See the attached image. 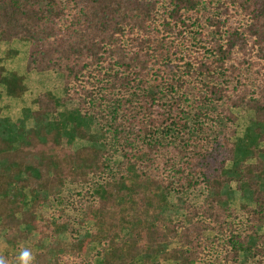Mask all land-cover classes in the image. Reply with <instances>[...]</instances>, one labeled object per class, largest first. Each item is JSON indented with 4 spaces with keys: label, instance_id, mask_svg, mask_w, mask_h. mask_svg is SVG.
Masks as SVG:
<instances>
[{
    "label": "trees",
    "instance_id": "trees-1",
    "mask_svg": "<svg viewBox=\"0 0 264 264\" xmlns=\"http://www.w3.org/2000/svg\"><path fill=\"white\" fill-rule=\"evenodd\" d=\"M13 39L65 96L0 116V242L38 236L35 264H264V0H0ZM24 80L0 64L5 93Z\"/></svg>",
    "mask_w": 264,
    "mask_h": 264
},
{
    "label": "rangeland",
    "instance_id": "rangeland-1",
    "mask_svg": "<svg viewBox=\"0 0 264 264\" xmlns=\"http://www.w3.org/2000/svg\"><path fill=\"white\" fill-rule=\"evenodd\" d=\"M29 41L13 39L12 41H0V57L2 61L0 64H3L5 71L9 72L15 70L17 74H22L25 76L24 83L28 87L25 93L20 97L10 96L4 91V85L0 83V91L3 92L2 97L0 98V116H11L14 119L20 118L23 115V109L29 107L31 109H36L37 104L34 101V97L43 91L50 90L59 97L65 96L63 76L57 70L50 71H27L26 70V60L28 56ZM78 100H66L65 105L70 108L77 105ZM64 106L60 107L62 110ZM234 111L238 115L236 122L237 134L241 135L248 124L249 120L253 117L254 113L251 110H248L244 107L235 108ZM113 118L111 117L110 120ZM118 121V118L116 119ZM103 124V123H102ZM104 125V124H103ZM107 128L109 127L106 125ZM112 133L108 132V140L112 142L113 137ZM110 137V138H109ZM84 143H88L86 140L78 138L75 141V145L79 146ZM114 144V143H112ZM117 145V144H116ZM235 183H233V186ZM87 190L86 186L69 183L66 186L64 193L66 194L64 203L65 213L67 218L70 219V222L77 227V229L84 230V224L80 223V218L82 217V211L78 209L77 201H81L84 195H87L85 191ZM177 195L183 196L186 201L193 203H200L204 196L205 191L202 187L187 189L184 193H175L172 192L170 198L173 201H176ZM239 196V193H237ZM73 203V204H72ZM57 204V206H56ZM69 205V206H68ZM58 203H55V206L48 209L50 214L51 212L57 214ZM62 207V206H61ZM68 208V210H67ZM88 225V224H87ZM38 236H33L31 240L22 242L19 247L27 246L31 247L36 255L42 247L37 245ZM95 245L92 246L93 251L89 255V259H92V254H95ZM18 250L15 248H9L7 242H0V256H3L7 259L8 264H16ZM94 264H100L98 260H94Z\"/></svg>",
    "mask_w": 264,
    "mask_h": 264
},
{
    "label": "clouds",
    "instance_id": "clouds-1",
    "mask_svg": "<svg viewBox=\"0 0 264 264\" xmlns=\"http://www.w3.org/2000/svg\"><path fill=\"white\" fill-rule=\"evenodd\" d=\"M36 257L31 247L21 246L16 257V264H35ZM0 264H8L7 259L0 256Z\"/></svg>",
    "mask_w": 264,
    "mask_h": 264
}]
</instances>
